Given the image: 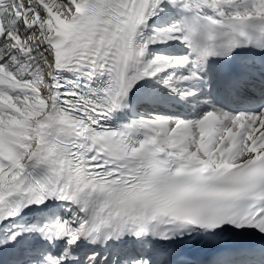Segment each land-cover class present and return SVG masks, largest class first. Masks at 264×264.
<instances>
[{"label": "snow or ice", "instance_id": "obj_1", "mask_svg": "<svg viewBox=\"0 0 264 264\" xmlns=\"http://www.w3.org/2000/svg\"><path fill=\"white\" fill-rule=\"evenodd\" d=\"M170 44L183 51L150 52ZM256 58L264 0H0V264H248L220 241L264 237ZM140 81L154 103L207 110L111 128ZM25 209L42 219L14 223ZM193 238L202 261L158 247Z\"/></svg>", "mask_w": 264, "mask_h": 264}, {"label": "bare ground", "instance_id": "obj_2", "mask_svg": "<svg viewBox=\"0 0 264 264\" xmlns=\"http://www.w3.org/2000/svg\"><path fill=\"white\" fill-rule=\"evenodd\" d=\"M161 23V18L160 17H153L150 19L149 24L150 25H159ZM177 48H182V46H179L177 44H170V45H159V46H150V52H158L161 53V51H173ZM253 50H247L246 54H250ZM176 51H174L175 53ZM255 64H256V72L258 73V64L256 63L255 59ZM205 91H208V89H205ZM158 87L155 85L154 82H145V81H140L139 85L130 92L129 97L127 99V104L128 107L122 109V112H124L126 118L129 120L135 119L141 116H150L152 114H168V115H175V114H182V108L180 107L181 105H169V104H157L154 103L155 99L151 100L149 103H144L140 101L139 99H142V97L145 95V93L151 94V97L157 98L158 95ZM222 95L227 101V104L233 103L234 99L232 98V95L228 92L223 91V89H220V94L217 96V99L219 100L220 104H223L221 106L227 107L229 111H253L255 110L254 108L247 107L245 109L233 106V105H227L226 102L223 100ZM229 102V103H228ZM236 103V102H235ZM163 106V107H162ZM168 106H177L179 107V112L177 111V108L173 110L172 112L167 111L166 107ZM187 109V108H186ZM184 110V109H183ZM199 111V108H196L194 110V113L191 114V118H194ZM186 115V114H182Z\"/></svg>", "mask_w": 264, "mask_h": 264}, {"label": "rangeland", "instance_id": "obj_3", "mask_svg": "<svg viewBox=\"0 0 264 264\" xmlns=\"http://www.w3.org/2000/svg\"><path fill=\"white\" fill-rule=\"evenodd\" d=\"M174 51H176V52L174 53ZM182 51H183L182 48H177V49H175V50H173V51H167V50H165V51H161V53H163V54H168V55H173V54H179V53H181Z\"/></svg>", "mask_w": 264, "mask_h": 264}]
</instances>
